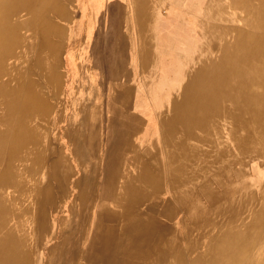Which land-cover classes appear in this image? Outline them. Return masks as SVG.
<instances>
[{"label":"bare ground","instance_id":"6f19581e","mask_svg":"<svg viewBox=\"0 0 264 264\" xmlns=\"http://www.w3.org/2000/svg\"><path fill=\"white\" fill-rule=\"evenodd\" d=\"M174 3L70 88V0H0V264H264V0Z\"/></svg>","mask_w":264,"mask_h":264},{"label":"crops","instance_id":"0c3cea01","mask_svg":"<svg viewBox=\"0 0 264 264\" xmlns=\"http://www.w3.org/2000/svg\"><path fill=\"white\" fill-rule=\"evenodd\" d=\"M175 1L178 0H70V88L75 77L73 75L74 68L72 69L74 59L72 58L74 53L79 49L77 42L78 33L84 34L86 33L85 29H87L85 25L79 26L80 21L90 20L89 42L93 45L91 55L96 56L97 54L101 63L102 57L113 55L114 47L115 51L118 49L117 44H111V47H109L110 33H116L118 37L123 35L124 26L126 25L124 18H128L135 35L147 34L149 36L155 31L152 24L153 19L157 18L165 21L171 20V18L176 16L171 11V6ZM74 30H77V32L74 33ZM81 33L80 35H82ZM102 64L104 65V63ZM102 76L100 77L102 82L107 80L106 74L103 73ZM95 105L99 106L98 108L102 106L101 104ZM132 132L133 136L131 140L135 142L123 155V160L128 157V161L130 162L134 161L133 158L135 156L137 157V161L144 157L147 158L144 147H148L149 143L145 144L144 140L147 138L146 141H150L154 135V131L151 129H136L132 130ZM136 137L138 139H135ZM104 143L107 147L111 146L110 143L105 142V139Z\"/></svg>","mask_w":264,"mask_h":264},{"label":"rangeland","instance_id":"374dc122","mask_svg":"<svg viewBox=\"0 0 264 264\" xmlns=\"http://www.w3.org/2000/svg\"><path fill=\"white\" fill-rule=\"evenodd\" d=\"M228 0H222V2L224 3V5L226 4V2H227ZM86 21V20H85ZM85 21H81V25L83 26V25H85ZM64 25H65V27H70V23H64ZM69 34V33H68ZM70 36V35H69ZM68 41H66V43H67ZM69 53H70V48L68 47V49H67V51H65V53H64V55H63V58H62V64H63V61H64V59H65V61H64V64L63 65H61V71H62V73L64 74V84L65 85H67V87H69V85H70V63H68V61H67V57H68V55H69ZM73 65V64H72ZM74 68V71H75V73H74V71H73V73L74 74H77L78 73V69L76 68V66L74 67V66H72V69ZM82 71H83V69H82ZM69 75V76H68ZM68 81V82H67ZM136 85H140V79H137V81H136ZM67 95V93L65 92V94H63V97L65 98V96ZM99 106H97V107H93L92 109H94V108H98ZM94 110H96V109H94ZM72 112L73 113H78V107H76L75 105H72V106H70V114H72ZM99 128V127H98ZM99 129H94V131H93V133H94V136H96V137H98L99 139H103V135H104V133L101 131V130H99ZM95 131H96V133H95ZM98 132V133H97ZM89 133V131L88 132H85V134H84V136H86L87 134ZM89 135V134H88ZM101 136V137H100ZM105 139V138H104ZM104 139H103V141L101 142V140H100V143L98 144L99 146H98V148H97V151H98V154L100 155V157H99V159H98V161L100 160V161H104V159H102L101 160V158H102V156H103V154L105 153L106 154V145H105V143H104ZM71 142H72V140H71ZM205 147V146H204ZM158 153H159V157H160V159H161V161L163 160V153H161V152H159L158 151ZM81 163H82V165L83 166H86L87 168L89 167V170H90V173H87L86 175H89V176H91V177H96L97 176V178H96V182H99L100 180H102V178L101 177H103V174H102V176H101V173H98V174H91L92 173V171H93V162H92V160L91 159H88V158H82V160H81ZM80 163V164H81ZM160 163H162V162H160ZM133 167H130V169H131V171L133 170L132 169ZM78 171V170H77ZM80 176L81 175H79V174H77L76 172H75V174H74V177H76L75 179H76V181H77V179L79 180V178H80ZM100 176V177H99ZM123 176V175H122ZM101 178V179H100ZM165 190V191H164ZM162 192L163 193H166V191H167V189H164ZM168 197V198H171V195H168V194H166V195H162V197ZM163 197V198H164ZM58 211H60V208H58ZM246 211V210H245ZM244 211V212H245ZM54 219V218H53ZM52 220V219H51ZM175 222V219H174V221L172 222V223H174ZM201 236V235H200ZM203 242V240H202V238L200 239V244Z\"/></svg>","mask_w":264,"mask_h":264}]
</instances>
